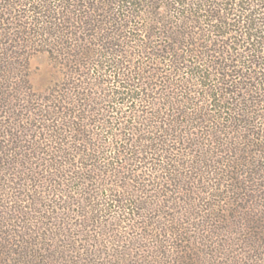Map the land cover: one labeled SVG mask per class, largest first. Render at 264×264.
I'll return each mask as SVG.
<instances>
[{
	"label": "trees",
	"instance_id": "1",
	"mask_svg": "<svg viewBox=\"0 0 264 264\" xmlns=\"http://www.w3.org/2000/svg\"><path fill=\"white\" fill-rule=\"evenodd\" d=\"M0 264H264V0H0Z\"/></svg>",
	"mask_w": 264,
	"mask_h": 264
},
{
	"label": "rangeland",
	"instance_id": "2",
	"mask_svg": "<svg viewBox=\"0 0 264 264\" xmlns=\"http://www.w3.org/2000/svg\"><path fill=\"white\" fill-rule=\"evenodd\" d=\"M25 55L29 56V63L27 70L29 71V78L30 83L32 86V91L38 93L39 95L44 94L45 92L49 91L51 86L60 79V75L57 72V69L49 57V54L47 52H44L39 49H30L28 50V54L25 52ZM20 60H22L23 65L25 64L24 58L20 57ZM23 65H18L19 68L23 69ZM21 69H16L15 72L20 73ZM90 235V233H89ZM102 238L104 236L101 235ZM88 238H95V236L91 235ZM84 239H87L84 237ZM80 240L79 243H86L85 240ZM108 239L104 241H108ZM91 242V241H89ZM144 244V243H143ZM139 244H134V246H138ZM71 263V262H69Z\"/></svg>",
	"mask_w": 264,
	"mask_h": 264
}]
</instances>
